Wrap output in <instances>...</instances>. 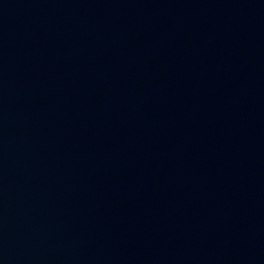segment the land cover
Masks as SVG:
<instances>
[{
  "label": "water",
  "instance_id": "1",
  "mask_svg": "<svg viewBox=\"0 0 264 264\" xmlns=\"http://www.w3.org/2000/svg\"><path fill=\"white\" fill-rule=\"evenodd\" d=\"M0 264H264V0H0Z\"/></svg>",
  "mask_w": 264,
  "mask_h": 264
}]
</instances>
